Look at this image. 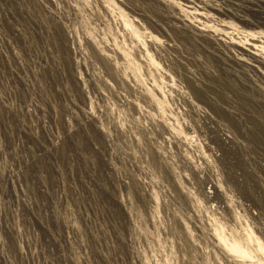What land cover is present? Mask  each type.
<instances>
[{
	"label": "rangeland",
	"instance_id": "374dc122",
	"mask_svg": "<svg viewBox=\"0 0 264 264\" xmlns=\"http://www.w3.org/2000/svg\"><path fill=\"white\" fill-rule=\"evenodd\" d=\"M0 264H264V0H0Z\"/></svg>",
	"mask_w": 264,
	"mask_h": 264
}]
</instances>
